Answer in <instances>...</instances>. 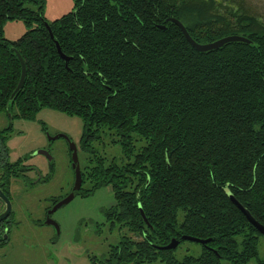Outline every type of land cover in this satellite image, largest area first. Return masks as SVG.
Here are the masks:
<instances>
[{
  "label": "trees",
  "instance_id": "1",
  "mask_svg": "<svg viewBox=\"0 0 264 264\" xmlns=\"http://www.w3.org/2000/svg\"><path fill=\"white\" fill-rule=\"evenodd\" d=\"M72 2L48 21L44 0H0V113L33 120L48 108L81 120L84 180L109 186L106 225L124 231L98 264H264V235L226 193L264 226V21L246 0ZM169 17L199 43H250L197 51ZM9 20L27 28L15 40L3 37ZM13 48L26 76L10 98ZM103 138L118 156L100 152ZM182 235L209 241L178 256ZM171 239L175 248H158Z\"/></svg>",
  "mask_w": 264,
  "mask_h": 264
},
{
  "label": "flooded vegetation",
  "instance_id": "2",
  "mask_svg": "<svg viewBox=\"0 0 264 264\" xmlns=\"http://www.w3.org/2000/svg\"><path fill=\"white\" fill-rule=\"evenodd\" d=\"M9 117L7 125L0 127V129L10 128L8 138L4 141L6 150L0 146V264H41L42 261L45 264H50V254L45 252L44 247L46 243L50 247V251L54 253L56 262L62 260L63 251L68 249L72 250L82 262L85 260L86 264H98L102 257L105 259L104 254L107 250L102 256H97L90 252L89 247L91 241L96 239L95 237L100 238L106 229L109 231L104 209L113 202L100 209L103 216L102 221H87L88 224L83 229L87 232L82 243L74 235L72 240L61 243L60 223L56 218L57 211L74 198H86L98 190H92L91 183L84 180L85 157L79 140L73 141L65 132L49 134L47 125L38 120L40 131L45 137L44 144L39 142L35 148L11 158L8 142L14 134L22 132L15 130L14 119H26L14 118L12 115ZM26 121H36V117ZM54 136L58 137L53 138ZM58 139L65 142L63 150L66 157L61 159L57 156V150L53 146L55 140ZM73 146L76 152V161L72 157ZM34 153L43 157L44 164L32 161L35 159L36 154ZM62 160H64L63 164ZM77 170L80 181L79 187L74 188ZM63 172H67L65 179L61 176ZM57 174L63 182L62 185H59V191L57 187L50 188L53 186L52 182ZM51 190L52 192L47 194ZM64 200L67 201L63 202ZM97 228L100 230L97 231ZM80 251L81 253H79Z\"/></svg>",
  "mask_w": 264,
  "mask_h": 264
},
{
  "label": "rangeland",
  "instance_id": "3",
  "mask_svg": "<svg viewBox=\"0 0 264 264\" xmlns=\"http://www.w3.org/2000/svg\"><path fill=\"white\" fill-rule=\"evenodd\" d=\"M246 2L248 3L250 9L255 12L258 18L264 21V0H246ZM72 6V0H44L43 16L46 18V20L51 21L61 16L62 14L70 11L72 9ZM26 29L27 28L25 27L22 21L9 20L4 25L3 37L9 40H15L20 37L21 34L26 31ZM9 118V115L0 113V127L7 125ZM38 120L43 121L47 125L49 134L65 132L72 138L73 141L77 142L79 140L82 129V122L78 117L67 116L58 111L44 108L36 115V121L14 119L15 130L22 132L20 134H14L12 139H10L8 142L11 158H15L18 155L24 154L30 149L35 148L39 145V142L41 144H44L45 137L44 134L40 131V126L37 122ZM103 139V142L97 145L100 152H103L109 157L118 156L120 153L119 145L117 143H111L110 139L108 138ZM64 145L65 142L61 139L55 140L53 145L54 148L57 150V156L60 159L64 156L66 157L65 152L63 150ZM34 158L35 159L32 160L33 162L39 161V163L41 162V164H44L42 156L36 154ZM63 163L64 160H62V164ZM61 174L63 179L67 177V172H63ZM52 183L53 186H51L50 188L52 189L57 187L58 191L60 190L59 185L63 184V182H61V180L59 179L58 174L55 176V179ZM51 192L52 190L48 191L47 194H50ZM112 202V191L109 187H103L96 190L94 194L89 197L74 198L71 202H69L59 211H57L56 218L60 223L61 243H66L69 240H72L73 235L75 238L78 237V241L82 243L87 232L86 230H83L84 227L88 224L87 221H102L103 216L100 213V209L111 204ZM47 230L50 231L49 229ZM121 233H124V231L119 232L117 228H115L112 232H109L106 229L105 232L101 234L100 238L95 237L96 239L91 241L89 247L90 252L96 254L97 256H102V254L107 250L108 246L117 241ZM134 238L138 239L137 237ZM44 247L45 252L50 254V264L87 263L85 260L84 262H82L80 258H77V256L73 253L72 250L68 249L63 251L64 254L62 260L56 262L54 260V253L50 251V247L47 243ZM199 249V243L185 241L178 246L176 254L178 256H181L184 253L196 254L198 253ZM261 250L264 251V245ZM79 253H81V251ZM66 255L68 256V258ZM41 256L43 257L42 254ZM41 264L45 263L42 261ZM249 264H253V261H251Z\"/></svg>",
  "mask_w": 264,
  "mask_h": 264
},
{
  "label": "water",
  "instance_id": "4",
  "mask_svg": "<svg viewBox=\"0 0 264 264\" xmlns=\"http://www.w3.org/2000/svg\"><path fill=\"white\" fill-rule=\"evenodd\" d=\"M169 21L173 22L174 24H176V26L179 27V29L181 30L182 34L184 35L185 39L187 40V42L197 51H209V50H213V49H217L219 47H221L222 45L229 43V42H234V41H239V42H247L250 43V40L242 35H237V34H231V35H226L223 36L221 38H218L214 41L211 42H206V43H199L197 41H195L188 33V31L186 30V28L184 27V25L176 18L174 17H169L168 18ZM45 26L47 27V30L49 32L50 37H52V33L51 30L48 26L47 23H45ZM159 28L165 30L166 27L164 25H159ZM55 46L57 49V52L59 53V55L61 56V58L64 60L65 65L67 63L68 57L65 56L61 51H60V47L58 45V42L55 41ZM13 52L15 53L16 57L18 58L19 64H20V77L18 80V83L15 87V89L13 90L12 94L10 95V98H12L16 92H18L20 90V88L22 87L24 80H25V76H26V67H25V63L21 57V55L19 54V52L13 48ZM10 116V115H9ZM61 136H64L63 134H61ZM58 136H54L53 138H57ZM65 137V136H64ZM72 157L73 159L76 161V152H75V148L74 146L72 147ZM77 178H76V183L74 188H78L79 187V181H80V176L77 170ZM228 197L230 198V200L233 202V204H235L240 211L245 215V217L247 218V220L262 234L264 235V226L262 224H260L258 221H256L253 216L250 214V212L232 195L230 194L228 191H226ZM67 200H64L63 202H66ZM139 210L141 213V216L143 217L144 221L145 216L144 213L141 209V207L139 206ZM182 239L184 240H188V241H192V242H197L199 244H206L209 241V238L207 239H200V238H196V237H192L189 235H182L181 236ZM178 240L176 239H171L170 242L162 247H158L159 249H173L177 246L178 244Z\"/></svg>",
  "mask_w": 264,
  "mask_h": 264
}]
</instances>
